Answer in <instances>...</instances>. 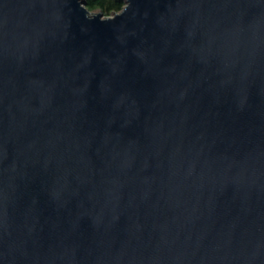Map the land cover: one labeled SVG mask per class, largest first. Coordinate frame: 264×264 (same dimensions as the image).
Returning <instances> with one entry per match:
<instances>
[{"label":"water","instance_id":"obj_1","mask_svg":"<svg viewBox=\"0 0 264 264\" xmlns=\"http://www.w3.org/2000/svg\"><path fill=\"white\" fill-rule=\"evenodd\" d=\"M0 0V264H264V0Z\"/></svg>","mask_w":264,"mask_h":264},{"label":"trees","instance_id":"obj_2","mask_svg":"<svg viewBox=\"0 0 264 264\" xmlns=\"http://www.w3.org/2000/svg\"><path fill=\"white\" fill-rule=\"evenodd\" d=\"M124 0H86V6L92 11L102 10L105 15H113L123 9Z\"/></svg>","mask_w":264,"mask_h":264},{"label":"rangeland","instance_id":"obj_3","mask_svg":"<svg viewBox=\"0 0 264 264\" xmlns=\"http://www.w3.org/2000/svg\"><path fill=\"white\" fill-rule=\"evenodd\" d=\"M98 11H100V9H98V10H95V11H93V12H98Z\"/></svg>","mask_w":264,"mask_h":264}]
</instances>
